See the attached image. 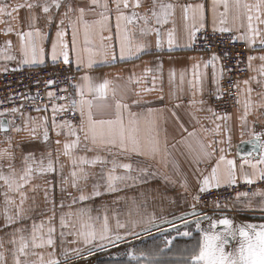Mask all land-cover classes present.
Segmentation results:
<instances>
[{"label":"crops","instance_id":"1","mask_svg":"<svg viewBox=\"0 0 264 264\" xmlns=\"http://www.w3.org/2000/svg\"><path fill=\"white\" fill-rule=\"evenodd\" d=\"M34 0H0V6L6 7V13L12 12L9 16L6 13L0 14V68L9 69L12 67H38L46 64H53L57 62H63V57L58 56L56 61L51 57V46L53 42L59 45V41L56 37L58 31V22L62 18L65 11V7H61L59 12L53 7L51 14L55 16L56 24L47 25L45 22V14L41 8L37 7L33 10H29L27 7L19 8L18 12H13L12 9L21 4L33 3ZM43 3V0H40ZM50 2V0H49ZM72 3L85 8V19L93 21L99 19V13L104 11L105 15L109 16L108 26L110 30L103 32L104 37L111 36V40L105 39L104 45L107 46L109 51V60L105 62L100 56L95 57L93 67L88 68L86 65H77L75 55L70 51L72 42V29L67 26V20L65 21L64 31L66 35L63 37V42L69 46V64L78 71V79L75 85L83 84L81 80L85 74L92 77L94 85L103 83L104 80L110 81L107 97L102 100L94 101L95 104H107L108 107L103 113H98L97 109L93 107V113L95 118L100 119H115L116 118V101H120L123 104H127V109H121L125 124H127L129 112L134 114H143V117L147 120L155 119L158 121L161 129H167L168 133V163L162 162L161 157L157 156L153 158L150 154L146 156H138L131 152H121L119 148L105 149L99 152L86 151L85 143L81 142L77 149L71 151V156H64L63 145L65 142H71L75 139L74 136L67 135L68 129L61 128L59 125L65 121L55 120L56 126H53V110H40L21 115L19 123L10 122L8 131H2V137L0 139V150L7 149L11 153V158L8 156L0 159V165L4 175H9L8 165L11 164L16 170L17 178L22 175L24 169L23 156L28 153L34 154V160H29V164L36 169L30 181L24 184L21 191L25 193L27 199L23 204V213L18 214L20 208V193L15 190H9L4 181L0 180V252L3 253L4 261L11 259L9 264H15L14 257L19 256V259L25 262L32 261L33 259H39V248L32 247V234L33 224L36 225V237L40 240V236L47 234L45 231L49 226L54 227L55 221L51 215L46 213V221L41 218H34L33 213L35 211L44 212L50 211V203L57 197V202L66 200L67 198L78 197L79 192L76 188L72 187V180L70 173L76 170L78 173V181L80 188L84 190L86 195H90L95 187L96 191L101 194L94 196L82 203H86L84 209L95 204L98 207V211H101L100 206H110L112 210L118 212V218L120 224L124 227L113 226L107 233L110 240H100L99 232L103 222L96 224L98 227L97 239L92 243L84 246L85 250L79 253L77 258L65 257L68 259L67 264H95L92 255H99L102 250H108L114 248L121 243L126 244L135 242L136 240H144L143 243H147L148 246L152 244L150 238L153 235H165L173 237V242L170 247L167 246L169 254L166 259L170 264H185V262L192 264V257L199 253L200 246L204 243V233H216L222 235L224 239L231 238V243L224 245L226 252H233L238 248L240 237L237 232L236 238L233 239L228 235L227 230L222 225H218L217 228L211 227L213 222H217L222 218H228L233 221V229H238L241 226L249 224L256 225L257 230L261 225H264V219L253 218V215L263 214L264 211L252 210L258 209L264 200L260 196L252 198L251 194L248 198L241 197L238 201L237 195L233 197L228 203L222 207L203 208L198 205L194 196L198 192L200 184L198 178L202 179L203 176H210L212 167L216 165L221 155L225 156V161H235V174L236 181H244L243 176L247 174L253 180L260 179V172L264 171V163H260V159L264 156V148L254 146L250 143H242V141H249L253 139V134L260 136V144H264V108L257 107L258 104L264 103V97L259 95L264 93V77H260L256 69L264 63L259 59L253 60L252 69L248 67V74L246 77L241 78L238 81L239 98L237 106L227 114L231 119L228 120H216L212 112L208 111L209 108L213 109L212 101L219 91V83L221 79V66L219 59L214 61L213 64H209L207 68L203 67L205 62L211 60L214 54L203 53L193 49V41L189 40L188 31L192 29L193 24L200 29L213 28H230L238 37L248 35L247 33V20L243 18L241 20L234 19V9L226 16H222L224 9L222 5H213V0H157L156 12L163 18L160 4H172L174 8L170 10L167 24H156L155 18L151 16L149 9L152 7V0H141V6L139 8L133 7L135 0H129V7L124 8L121 5L120 10L116 9L115 3L112 0H108L109 9L106 11L103 8L97 7L94 10H88L89 0H71ZM104 0H101V4ZM232 0H229L231 5ZM248 3H255V0H247ZM187 4H203V27L201 28L200 13H196V19L193 20V12L189 10L187 13L188 19L185 20V13L182 6ZM122 12L124 15L131 17L133 12L138 15L132 19L131 23L126 20L119 21V36L117 35V15ZM39 17L36 26L43 34V40L35 35V28L29 27V17L32 14ZM145 13L149 14L148 26L151 28H159L160 34L156 35L152 32L148 35H142L140 29L144 27V21L139 19V15ZM75 19V17H73ZM224 21V23H221ZM256 24V21H253ZM243 25V26H242ZM264 29V25H259ZM11 28L12 31L8 32ZM175 28V44L172 50H169L168 46V32ZM33 31L32 40L38 44H42L45 49L46 55L42 63H24V57L20 51L22 44L27 42L28 38L24 41L21 40L19 33ZM128 33L133 43H146L150 45L147 52L141 54L139 58L132 57L124 60L120 59V43L119 37ZM7 33V34H5ZM83 33L77 37V46L84 47ZM160 41V47L157 48L156 42ZM244 40L250 48V56L259 57L264 55V46H261L259 39L253 46ZM11 41L9 47L6 42ZM101 40L99 36L92 37V43L89 45L94 49H99ZM115 50V61L111 58L112 50ZM59 46L57 51L59 52ZM11 55L14 59H5L6 56ZM86 59V54H85ZM162 62V68L160 64ZM196 63L201 64L199 71L204 73L202 82L197 84V88L190 87L189 82L193 80L192 66ZM249 65V60H248ZM146 69H151L150 72H146ZM175 72V76L171 78L170 72ZM181 74H183V83H181ZM153 77H155V90L145 91V89H152ZM256 77L261 80V84H257L255 80L250 78ZM131 78V79H130ZM140 80L137 83V80ZM250 80L249 84H245L244 81ZM253 91L248 92V88ZM162 89V91H161ZM195 92V95H193ZM115 93V95H113ZM164 96L163 101L158 97ZM85 98H91L87 91L85 92ZM79 101L80 96L78 90L73 87V98ZM71 99V100H72ZM140 100V104L133 103V101ZM195 100L196 103H192ZM205 101L203 105L199 101ZM251 102L248 107V115L246 117V123L240 118L245 114V104ZM179 104V107L174 108V105ZM151 108L154 110L152 116H148L147 110ZM203 109V110H201ZM162 110V111H156ZM79 112V110L77 109ZM172 111H175L179 117L177 121L172 116ZM215 112V111H214ZM0 113H2L0 111ZM225 113H215L216 116L224 115ZM80 115V114H79ZM5 115H0V119ZM31 117V119H29ZM47 118L45 123L44 118ZM195 117V118H193ZM86 119V115H85ZM27 121V124L25 123ZM81 122V116L77 124ZM179 123H183L184 127L189 132L195 131L196 136L189 138V143L192 147L199 152V145L197 141H202L204 144H209L214 140L223 141L220 144H214L216 149L223 148L224 152L216 151L210 159L202 160L197 163L192 159L188 150L184 144L177 143L181 139V136H187V133H181L179 131ZM216 124H220L219 130L216 129ZM140 127L142 135L147 129L148 125L145 119L141 120ZM14 128H21V131H15ZM48 129L49 139L44 142V129ZM35 129V132H32ZM57 132H61V135H57ZM231 134V147L228 145V135ZM243 133V135H241ZM81 138L83 133H79ZM34 137V138H33ZM174 137V138H173ZM9 138L11 139V145L9 144ZM164 134H161V141L163 142ZM59 140L60 144L57 145L56 141ZM175 144V147L172 145ZM241 145V150L236 148L237 145ZM91 146V145H89ZM51 152V159L54 162L55 172L41 173L39 171L40 161L43 157V163L46 167L48 163L47 153ZM251 153V155H248ZM57 155L59 160L57 161ZM96 155H99L104 163L93 164H80L79 157H86L92 160ZM72 159H76L77 163L75 169L71 163ZM247 159L248 163H244ZM123 164H130L129 169L122 167ZM243 165V167H241ZM252 165H256L255 168ZM228 165L226 162H220L218 174L223 175L226 173ZM83 169L87 174V180L80 178V170ZM144 170V171H142ZM109 175L112 177H121V179H113L111 181L112 188L109 189ZM67 179L68 183L62 185V181ZM186 183V188L183 186ZM221 184H227L226 181H222ZM215 186L213 181L211 187ZM65 188L66 192L61 189ZM35 188V191H33ZM45 189H47L48 200H45ZM264 191V186L257 188L253 193ZM5 193L7 198L14 203H6ZM70 193L71 195H68ZM158 194L162 197L159 203V215L156 218L150 217V208L148 203L152 202V196ZM126 197L125 204H121L122 199ZM137 197L140 201H136ZM133 198V199H131ZM116 200V202H113ZM111 201V202H108ZM250 201V207H249ZM112 203V204H111ZM114 203V204H113ZM161 203V204H160ZM157 204V203H155ZM168 204L176 205L175 208L167 207ZM165 206V208H164ZM201 209V212L195 213L192 216L172 221L175 217L182 215L187 211ZM125 211V213L123 212ZM170 211V214L167 212ZM137 212H145L142 217H136ZM177 212V213H176ZM67 213V212H65ZM124 215V217L122 216ZM178 214V215H177ZM6 215L13 217L15 223H10L8 227L6 224ZM66 215V214H65ZM201 219L195 222L189 223L183 227L175 230L164 232V229L180 223L183 220L195 219L198 217ZM22 217H27L29 221V235L21 234L17 227L23 225ZM171 217V218H169ZM51 219V224L49 221ZM68 221V220H67ZM66 221V222H67ZM43 222V229H40V224ZM199 222V226H197ZM58 227L60 226V220L57 221ZM221 226V228H219ZM188 232L189 235L185 236L184 233ZM11 236L12 238H9ZM30 237L29 249L34 254L27 253L26 256L19 255V251L16 245L20 243V238ZM119 236L120 239H116ZM15 240V243H11ZM19 240V241H18ZM229 240V239H228ZM37 242V241H36ZM38 243V242H37ZM141 243V242H139ZM182 243L183 245H179ZM27 248V249H28ZM67 250L71 247L67 246ZM117 253L114 256H117ZM65 256H69L65 255ZM129 256V255H128ZM133 256L134 253L130 254ZM45 264L50 259H55V254H43ZM73 260L75 262L71 263ZM111 260V259H107ZM125 260V259H123ZM104 261V262H103ZM177 261V262H176ZM103 262V263H102ZM105 260L99 261L96 264H104Z\"/></svg>","mask_w":264,"mask_h":264},{"label":"snow or ice","instance_id":"2","mask_svg":"<svg viewBox=\"0 0 264 264\" xmlns=\"http://www.w3.org/2000/svg\"><path fill=\"white\" fill-rule=\"evenodd\" d=\"M113 3L116 5V9L119 11L121 8V5H123L124 8L129 7V0H112ZM157 4V0H152V7L149 9V12L152 17L155 18L156 24H167L168 16L170 14V10L174 8L172 4H160L159 7L161 8V12L163 15V18H161V15L158 14L155 10ZM213 5H222L223 6V13H221L222 16H226L230 10L234 9L235 16L234 19L241 20L243 18H246L247 20V33L248 35L245 37L242 35L239 37L240 39H246L247 42L251 45H255L257 42V39H259V43L261 46H264V29L260 28L259 25H264V0H255V3H248L247 0H232L231 5L229 3V0H213ZM65 7V11L63 13L62 18L58 22V31L56 32L57 40L60 42L59 45L56 42H53L51 46V57L53 61H56L58 56L63 57V62L65 64H68L70 62V56H69V46L67 43L63 42V37L66 35L64 28H65V21L67 20V26L71 27L72 29V42H71V49L70 51L75 55L76 63L77 65H86L88 68L93 67L94 59L97 56H100L105 62H108L109 60V51L107 50V46L104 45L103 41L105 39L111 40L112 37H104L103 32L105 30H110L108 26V20L109 16L105 15V12L102 11L99 13L100 18L88 21L85 19V8L80 7L74 3L71 2V0H43V3L40 2V0H34L33 3L28 4H21L18 5L16 8H13V12H18L19 8L21 7H27L30 11L39 7L41 8L42 12L45 14V22L47 25L56 24L55 16L51 14V9L54 7L57 12H59V9L61 7ZM141 6V0H135V4L133 7L139 8ZM100 7L104 10L109 9V3L108 0H104V2L101 4V0H89V8L88 10H94L95 8ZM183 11L185 13V20L188 19L187 13L189 10H192L193 17L192 19H196V13H200V20L201 25L200 27H203V12H204V5L203 4H187L182 6ZM6 13V7L0 6V14ZM7 15L11 16L12 12H7ZM137 13L133 12L132 16H126L122 12H120L119 15H117V35L119 36V21L120 20H126L128 23L132 22L133 18L137 17ZM75 17V19H73ZM39 17H37L34 13L29 17V27L35 28V35L37 37H40L41 40H43V34L41 30L36 26V23L38 21ZM139 19L144 21V27L140 29L142 35H148L152 32H155L157 36H159L160 31L159 28H151L148 26L149 21V14L145 13L143 15H139ZM253 21H256V24L253 23ZM221 23H224V21H221ZM243 26V25H242ZM12 31L11 28L8 29V32ZM83 33V42L84 47H78L77 46V37L81 33ZM200 31V28H197L195 24H193L192 29L188 31L189 40L193 41L196 37V32ZM213 31H220V32H229L231 31L230 28L221 27L219 29L213 28ZM175 28H173L171 31L168 32V46L169 50H172L173 45L175 44ZM7 34V33H5ZM20 38L22 41L27 39V42L22 44L21 46V53L24 57L23 62L24 63H36L40 62L42 63L44 60V57L46 55L45 49L42 46V44H38L36 41L32 40L33 37V31H28L24 33H19ZM93 36H99L101 40V45L99 49H94L93 47H90L89 45L92 43V37ZM207 39V37H205ZM119 43H120V59L124 60L126 58H132L136 57L139 58L141 54H144L147 52L150 45L140 42V43H133L132 37L126 32L123 36L119 37ZM6 44L10 47L11 41L6 42ZM59 46V52L57 51ZM157 48L160 47V41L157 40L156 42ZM86 54V59H85ZM111 58L113 61H115V50L113 48L111 53ZM5 59L11 60L14 59L13 56L8 55L5 57ZM220 59L215 54L212 56L211 60L208 62H205L203 64L204 68H207L209 64H212L213 67L215 65L213 64L214 61ZM259 59L260 61L264 62V55H261L259 57L250 56L248 57L249 60V69H252V61ZM160 67L162 68V62L160 64ZM201 68L200 63H196L192 66V73H193V80L189 82L190 87L193 89L197 88V84L202 82L204 73H201L199 69ZM146 72H150L151 69H146ZM221 79L223 78V68H221ZM260 77H264V63H262L258 69H256ZM175 76L174 70L170 72V82L171 78ZM131 79V78H130ZM181 83H183V74H181ZM81 80L84 82L83 84L78 85H72L74 88L78 90V94L80 96L79 101L76 99H72L70 101V109L71 110H79V114L81 116V122L79 125H73L70 121H63L59 127L61 128H67L68 132L67 135L74 136L75 139L71 142H65L63 145V155L64 156H71V151L74 149H77L82 140L85 143V150L86 151H93V152H99L105 149H112V148H119L121 152H131L135 153L138 156H146L151 155L153 158H156L157 156L161 157L162 162L165 164L168 163V156L170 153L168 152V133L167 129H161L159 123L157 120H147L143 117V114H134L129 112L130 119L128 120L127 124H125L121 109H127L128 105L123 104L120 101H116L115 107H116V118L115 119H97L95 118V115L93 113V107L97 109L98 113H103V111L108 107L107 104H95L94 101L96 100H102L107 97L108 88L110 81L104 80L103 83H100L98 85H94L92 82V77L85 74L83 77H81ZM250 80H255L257 84H261V80L252 77ZM250 80L244 81L245 84H249ZM137 83L140 82L138 79L136 81ZM55 83L54 80H49L47 82V86H52ZM237 88L239 85L236 86ZM155 90V77H153V87L152 89H145V91H152ZM61 91H67V89H61ZM87 91V94L91 98H85V92ZM162 91V89H161ZM253 90L249 87L248 92L251 93ZM115 95V93H113ZM193 95H195V92H193ZM262 97H264V93H260ZM54 96V93L48 92V97L52 98ZM217 99L222 98L219 91L216 95ZM32 99H35L34 97ZM56 99L60 100H66V97H56ZM159 100L163 101L164 96L161 95L158 97ZM133 103L140 104V100L133 101ZM192 103H196L195 100L192 101ZM201 105L205 103V101L201 100L199 101ZM251 102H247L245 104V114L240 119L246 123V117L248 115V107L250 106ZM179 107V104L174 105V108ZM257 107L264 108V103H260L257 105ZM69 108L61 107L60 111H68ZM37 111H40L41 109L37 108ZM53 112H57V108L53 107ZM203 110V109H201ZM13 113L17 112L18 109L13 108L11 110ZM156 111H162V110H156ZM208 111L212 112L215 116L216 120H228L231 119L230 115L225 113L224 115L216 116L213 109L209 108ZM154 110L149 108L147 110L148 116H152ZM0 115H4V113H0ZM23 115V113H21ZM86 115V119H85ZM172 116L179 121V117L176 115L175 111H172ZM195 118V117H193ZM31 119V117H29ZM145 119V122L147 123L148 127L145 130L144 134L142 135V130L140 127L141 120ZM45 123H47V118H44ZM27 124V121H25ZM53 126L55 127V117H53ZM179 131L181 133H187V136H181V139L177 141V143L184 144L185 148L188 150V153L191 155L192 159L196 160L197 163H199L202 160L210 159L213 154L218 150L221 153L224 152L223 148L216 149L213 147L214 144H220L223 143V141L214 140L209 144H204L202 141H197V144L199 145V152H196V150L192 147L191 143H189V138L195 137L196 132L191 131L189 132L187 128L184 127L183 123H179L178 125ZM221 127L220 124H216V129L219 130ZM0 130L2 131H8V128L4 127L2 124H0ZM15 131H21L23 129L21 128H14ZM32 132H35V129H32ZM164 134L163 142L161 141V134ZM79 133H83V137L79 135ZM58 136L61 135V132L56 133ZM243 135V133H241ZM34 138V137H33ZM174 138V137H173ZM49 139L48 135V129H44V142L46 143ZM260 136L253 134V139L249 141H242V143H250L254 144V146H258L261 148H264V144H260ZM9 144L11 145V139L9 138ZM56 144L59 145L60 141L57 140ZM91 145V146H89ZM228 145L231 147V134L228 135ZM172 147H175V144L172 145ZM239 151L241 150V145L236 146ZM248 155H251L249 153ZM8 156L11 158V153L8 152L7 149L0 150V159L3 157ZM52 153H47L48 163L46 167L43 163V157L40 161V168L39 171L43 174L46 172H55L54 162L51 159ZM34 160V154L28 153L23 156V163H24V169L22 175H20L17 178L16 170L13 168L11 164L8 165L9 168V175H4L2 171H0V180L4 181V184L7 185V188L9 190H15L20 193V208L19 212L23 213V204L25 200L27 199V196L21 189L23 188L24 184L28 183L32 177L33 172L36 170L34 169L30 164L29 160ZM59 160V155H57V161ZM80 164H93L96 163H104V161L101 159L99 155H96L92 160H89L86 157H79ZM220 162H226L228 165L227 171L225 174L220 175L218 174V169ZM260 163H264V156L261 157ZM71 163L73 165V168L75 169V165L77 163L76 159H72ZM244 163H248L247 159L244 160ZM2 165H0V169H2ZM123 168L129 169L131 167L130 164H123ZM235 161L233 160H227L225 161V156L221 155L219 157V160L216 162V165L212 167L211 175L210 176H203L202 179L198 178V183L200 184V187L198 188V192L196 196H194V199L197 201L199 200V194L204 193L211 190V184L214 181L216 187H220L222 181H226L230 185L236 184V174H235ZM243 167V165L241 166ZM253 168L256 167V165H252ZM144 171V170H142ZM71 177H73L72 180V187L76 188L77 191L80 193L78 197H73V203L77 202H83L86 201L94 196H98L101 193L99 191H96L95 187L93 188V192L90 195H86L84 193V190L80 188L79 181L77 179L78 173L76 170H73L70 173ZM80 178L83 180H87V174L84 173L83 169L80 170ZM109 189L114 190L111 185V181L113 179H121V177H112L109 175ZM260 179H264V171L260 172ZM243 180L246 184H253L255 183V180H253L251 177H249L247 174H244ZM67 179H64L62 181L63 184H67ZM186 188V183L183 185ZM62 191L66 192V189L62 187ZM187 190V188H186ZM33 191H35V188H33ZM68 195H71L70 193H67ZM248 192L240 193L237 195L236 199L239 201L241 197L248 198L249 197ZM260 196L262 200H264V191L258 192V193H252V198H255L256 196ZM6 203H14V201H10L7 198V193H5ZM45 200H48L47 196V189H45ZM52 208H53V217L55 214V200L53 199L51 201ZM61 208L64 207L63 201H61L60 205ZM219 205H217L218 207ZM250 201H249V207H250ZM252 210H260L264 211V204L260 206L258 209H252ZM67 215L73 216L77 215L79 218V229L75 232H70V235H75L77 237L83 238L84 244H90L94 240L97 239V231L94 225V218L90 214V210L87 209H80L78 213H68ZM98 219V218H95ZM6 224L5 227H8L10 223H15L16 221L13 219V217L6 215ZM49 224H51V219L49 221ZM218 225L224 226V228L227 230L228 235L231 236L233 239L236 238L237 232L239 234V237L241 238L239 241L238 248L235 249L233 252H226L224 245L228 242L226 239L222 237L220 234L216 233H204V243L200 246L199 253L196 255H193L192 257V264H264V225H261L259 227V230H257L256 225H246L241 226L238 229H233V221L228 218H222L217 222H213L211 227L213 229L217 228ZM60 226L61 228L69 227V225L66 223L65 216L61 215L60 217ZM197 226H199V222H197ZM44 225L43 222L40 224V229H43ZM118 227H124V225L118 224ZM109 229H108V221L107 216L105 215L103 224L100 228L99 232V239L100 240H110V237L107 235ZM55 232V228L49 226L48 228V236L45 240L44 236H40V243H37V237H36V225L33 224V234H32V247L33 248H43L45 246H53L54 240L52 239V234ZM64 233L61 232V236H63ZM185 236L189 235L188 232L184 233ZM116 239H120L119 236L116 237ZM11 243H15V240H12ZM73 243H76L74 240ZM0 247H2V244H0ZM29 247V244L27 241H25L24 237L21 236L20 238V247L18 249L20 255L26 256L27 253L25 252V249ZM75 251L79 252V249H76ZM135 258V257H134ZM4 260L3 253L0 252V264H2ZM15 264H21V260L19 259V256L14 257ZM25 264H28V262H25ZM30 264H45V261L43 259V255L39 254V259L36 261H31ZM47 264H59V260L57 259H50L47 261Z\"/></svg>","mask_w":264,"mask_h":264},{"label":"built area","instance_id":"3","mask_svg":"<svg viewBox=\"0 0 264 264\" xmlns=\"http://www.w3.org/2000/svg\"><path fill=\"white\" fill-rule=\"evenodd\" d=\"M207 37V39H205ZM193 49L203 53H212L220 59L223 68V78L220 79L219 93L222 98L216 96L212 101L215 113H228L238 103L239 90L236 87L238 81L248 74V57L250 48L234 32H220L211 29H200L196 32ZM78 79V71L69 63L57 62L38 67H12L0 68V111L4 113L9 122L19 123L21 113H30L36 109L52 110L55 106L58 110L54 113L55 120L70 121L77 124L80 118L77 110L70 109V101L73 98V86ZM49 80H54L52 86H47ZM67 89V91H61ZM48 92L54 93L52 98ZM35 99H32V98ZM66 97V100L56 99ZM61 107L69 108L68 111H60ZM13 108L18 109L13 113ZM2 137V132H0ZM264 186V179L255 180L253 184L244 181H236L235 185L221 184L220 187L212 186L210 191L200 193L198 205L203 208L222 207L233 197L240 193H253L257 188Z\"/></svg>","mask_w":264,"mask_h":264},{"label":"rangeland","instance_id":"4","mask_svg":"<svg viewBox=\"0 0 264 264\" xmlns=\"http://www.w3.org/2000/svg\"><path fill=\"white\" fill-rule=\"evenodd\" d=\"M1 139V137H0ZM164 197L158 195V194H154L152 196V202H150V204L148 203V206L150 208V213L146 212V214H150L151 219L158 217L159 211V201L161 199H163ZM126 197H124L122 199L121 204H125V202H128L127 200H125ZM133 199V198H131ZM54 200H55V214H54V218H52L55 221V226L53 228H55V232L52 234V239L54 240V245L49 247V246H45L43 248H39L40 254H51L54 253L55 254V259L59 260V264H67L68 259H65V257H72V258H77V256H79V253L84 251L85 248L84 246L87 244L83 243V238L82 237H77L75 235H70V232H75L76 230L79 229V218L77 215H73V216H69L67 215L68 213H78L80 209H84V206L86 203H82V202H77V203H73V197L72 198H67L66 200H62L64 207L61 208L59 205L61 203L57 202V197L54 196ZM136 201H140L139 198L137 197ZM111 202V201H108ZM113 202H116V200H114ZM157 203V204H155ZM112 204V203H111ZM114 204V203H113ZM161 204V203H160ZM50 211H45L44 212H40L39 211H35L33 213V217L34 218H41L43 221H46V213L50 214L51 217H53V208H52V203H50ZM102 209L101 211H98V207L93 204L92 206L86 208L87 210H90V214L91 216L94 218V225L99 224L101 222L104 221V217L105 215L107 216V221H108V229L109 231L111 230V228L114 226L117 227V224H120V220L118 218V212L116 210H112V208L110 206H100ZM167 207H172L175 208L176 205L174 204H168ZM165 208V206H164ZM46 212V213H45ZM67 212V213H65ZM125 213V215L127 216L126 212L123 211ZM171 212L168 211L167 214H170ZM177 213V212H176ZM66 214V215H65ZM145 214V212H137L136 217H142ZM61 215L65 216V220L67 221L66 223L69 225V227L66 228H61V226L58 227L57 225V221L60 220ZM178 215V214H177ZM122 216L124 217V215L122 214ZM98 218V219H95ZM171 218V217H169ZM127 220H128V216H127ZM22 223L23 225L17 227V230L21 233V234H26V236L29 235V221L27 219V217H22ZM117 223V224H116ZM122 224V223H121ZM96 230L98 229L97 226H95ZM259 230V229H258ZM108 231V232H109ZM47 234L45 235V240L47 239L48 236V228L45 231ZM61 232L64 233L63 236H61ZM9 238H12L11 236H9ZM25 241L29 242L30 241V237H26L24 238ZM76 241V243H73V241ZM150 240H152V244H150V246H148L147 243H143L144 240H136L135 242H130V243H126V244H119L116 245L114 248L108 249V250H102L99 252V255H92L90 258H93L95 261V264L99 261L105 260L106 263L104 264H170V262L168 260L171 259H166L169 254H172L173 252H169V249L167 248L170 247V245L173 244V242L175 240H173V237L165 236V235H153ZM19 241V240H18ZM20 242V241H19ZM38 243H40V240H37ZM141 242V243H139ZM179 245H183L182 243H180ZM17 248L20 247V243H18V245H16ZM67 246H70L71 249L67 250ZM76 249H79L80 251L77 252L75 251ZM25 252L30 253V254H34L31 249H25ZM117 254V256H114V254ZM134 253V257L130 256V254ZM69 256H65L68 255ZM20 255V253H19ZM129 255V256H128ZM44 259V257H43ZM47 259V258H46ZM44 259V261L46 260ZM107 259H111V260H107ZM125 259V260H123ZM11 259H9L8 261H4V264H9L8 262H10ZM32 261H36V259H33ZM31 261L28 262V264H30ZM75 262V260H73L71 263ZM104 262V261H103ZM102 262V263H103ZM177 262V261H176ZM21 264H25V261L21 260ZM185 264H190L185 262Z\"/></svg>","mask_w":264,"mask_h":264},{"label":"water","instance_id":"5","mask_svg":"<svg viewBox=\"0 0 264 264\" xmlns=\"http://www.w3.org/2000/svg\"><path fill=\"white\" fill-rule=\"evenodd\" d=\"M0 124H2L4 127H6V128L9 129V126H10L9 124H10V122H9V120H8L6 117H2V118L0 119ZM199 212H201V209H196V210H192V211H187V212H185V213H182V215H180V216H178V217H175L172 221H177V220L186 219V218L192 216L193 214H195V213H199ZM253 216H254L253 218L264 219V215H263V214H258V215H253ZM201 218H202V217L200 216V217L195 218V219L183 220V221H181L180 223H177V224L174 225V226H171V227H169V228L164 229V232H169V231L175 230V229H177V228L183 227V226H185V225H187V224H189V223L195 222L196 220L201 219ZM240 227H241V225H240ZM219 228H221V226H219ZM228 239H229V240H228ZM228 239H227L228 242L226 243V245H228V244L231 243V238L229 237Z\"/></svg>","mask_w":264,"mask_h":264}]
</instances>
